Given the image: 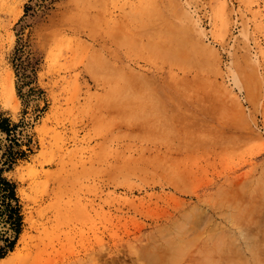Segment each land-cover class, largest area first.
I'll return each instance as SVG.
<instances>
[{
  "label": "rangeland",
  "instance_id": "374dc122",
  "mask_svg": "<svg viewBox=\"0 0 264 264\" xmlns=\"http://www.w3.org/2000/svg\"><path fill=\"white\" fill-rule=\"evenodd\" d=\"M0 177V264H264V0H0Z\"/></svg>",
  "mask_w": 264,
  "mask_h": 264
},
{
  "label": "trees",
  "instance_id": "16d2710c",
  "mask_svg": "<svg viewBox=\"0 0 264 264\" xmlns=\"http://www.w3.org/2000/svg\"><path fill=\"white\" fill-rule=\"evenodd\" d=\"M9 132V131H8ZM0 196L3 198L4 203L8 201V206H12L13 203H16V207L18 206V198L16 193V185L7 181L5 178L0 177ZM18 212V209L15 210ZM18 226H21V218H18L17 221ZM20 229H17V233L19 234ZM14 248V243L10 244V249ZM3 258V256H0Z\"/></svg>",
  "mask_w": 264,
  "mask_h": 264
},
{
  "label": "bare ground",
  "instance_id": "6f19581e",
  "mask_svg": "<svg viewBox=\"0 0 264 264\" xmlns=\"http://www.w3.org/2000/svg\"><path fill=\"white\" fill-rule=\"evenodd\" d=\"M3 227V226H2Z\"/></svg>",
  "mask_w": 264,
  "mask_h": 264
}]
</instances>
